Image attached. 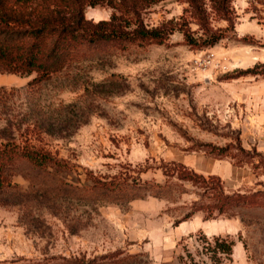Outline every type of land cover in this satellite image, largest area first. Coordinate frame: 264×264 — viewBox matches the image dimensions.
<instances>
[{"label":"rangeland","instance_id":"374dc122","mask_svg":"<svg viewBox=\"0 0 264 264\" xmlns=\"http://www.w3.org/2000/svg\"><path fill=\"white\" fill-rule=\"evenodd\" d=\"M231 6L234 26L212 47H192L176 30L162 44L85 50L39 87L28 86L34 74L0 73V143L28 141L61 162L18 164L25 203L0 205V264L115 251L141 264H264V206L205 219L210 187L264 193V0ZM187 8L163 0L140 19L155 28L186 18L199 31ZM208 9L211 27H228ZM114 10L88 5L85 16L109 20ZM250 69L258 74H241ZM172 161L204 179L188 169L180 178ZM99 180L122 189L95 188ZM214 237L234 241L231 261L212 260Z\"/></svg>","mask_w":264,"mask_h":264},{"label":"trees","instance_id":"16d2710c","mask_svg":"<svg viewBox=\"0 0 264 264\" xmlns=\"http://www.w3.org/2000/svg\"><path fill=\"white\" fill-rule=\"evenodd\" d=\"M163 0H0V73L22 77L35 75L29 87H39L75 60L84 55L85 50L98 49L115 42L164 43L176 30L183 33L188 45L207 48L224 39L234 26L232 0H178L188 5L190 18L198 25L193 31L186 18L181 23L170 22L161 27L148 28L140 19V12ZM11 2V4H8ZM109 3L115 10L109 20L94 22L85 16L88 5ZM227 21L228 27L214 29L210 24V12ZM258 74L250 69L241 74ZM21 162L33 169L46 170L60 167L61 162L51 151L30 142L0 143V205H21L22 186L13 180L16 168ZM178 168L180 178H186L185 170H190L198 180L204 175L195 172L180 162L172 161ZM239 165V164H238ZM221 183L223 180L215 175ZM120 191L122 187L111 181L95 183V188ZM221 186L210 187L216 203L206 207L205 219L218 216H232L231 212L247 205L264 206V193L252 195H225ZM136 197H134L135 199ZM15 201V202H13ZM202 208H196L185 218L193 216ZM184 240V239H182ZM214 245H208L211 258L219 263L223 258L232 260L234 241L214 237ZM181 261H184L181 256ZM142 255H126L123 251L109 252L92 258L85 255L47 257L42 260H13L16 264H141Z\"/></svg>","mask_w":264,"mask_h":264},{"label":"crops","instance_id":"0c3cea01","mask_svg":"<svg viewBox=\"0 0 264 264\" xmlns=\"http://www.w3.org/2000/svg\"><path fill=\"white\" fill-rule=\"evenodd\" d=\"M209 156H210V155H209ZM176 162L183 163L184 165H186V166L189 167L190 169L194 170L195 172H197V173H199V174H202V175H205V174H203L202 172H198V171H196L195 169H193L192 167H190L187 163H184V162H181V161H176ZM211 175L218 176V177H220V178L223 180L222 176H220V175H219L218 173H216V172H214V173H210L208 176H211Z\"/></svg>","mask_w":264,"mask_h":264}]
</instances>
